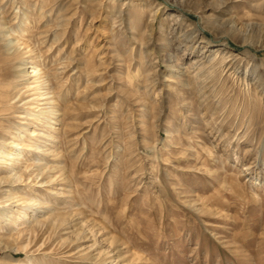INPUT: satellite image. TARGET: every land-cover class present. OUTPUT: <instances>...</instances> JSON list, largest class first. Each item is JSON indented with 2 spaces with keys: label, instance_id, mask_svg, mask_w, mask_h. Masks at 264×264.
<instances>
[{
  "label": "rangeland",
  "instance_id": "obj_1",
  "mask_svg": "<svg viewBox=\"0 0 264 264\" xmlns=\"http://www.w3.org/2000/svg\"><path fill=\"white\" fill-rule=\"evenodd\" d=\"M6 38L0 264H264V0H0Z\"/></svg>",
  "mask_w": 264,
  "mask_h": 264
},
{
  "label": "bare ground",
  "instance_id": "obj_2",
  "mask_svg": "<svg viewBox=\"0 0 264 264\" xmlns=\"http://www.w3.org/2000/svg\"><path fill=\"white\" fill-rule=\"evenodd\" d=\"M29 22H30V18L29 19H26L24 20V24L23 25H29ZM7 33V32H5ZM8 34V33H7ZM5 34V35H7ZM3 35V34H2ZM9 37V36H8ZM14 42V41H13ZM11 45H12V41L11 39H8L6 38V42H5V46L3 47L4 50L2 52V54L0 53V97L2 96V100H4V102H8V91L10 90L11 86H12V83L9 84V79L15 75H17L18 73L20 74L21 72H25L24 69L21 67L23 66L24 62H20L18 61L17 63L15 62V60H18V57L20 56L19 52L16 51L15 49L14 50H10L11 49ZM17 45V44H16ZM20 46V45H19ZM20 48V47H19ZM13 49V48H12ZM229 55H232L230 56V59H233L234 56H236V54L233 52V53H230ZM14 61V62H12ZM233 63L234 62H231L230 60H227L226 64L228 67V69H232L233 67ZM34 65V64H33ZM24 67V66H23ZM32 70L29 71L28 73V76H37L39 75V70L37 69L36 66H31ZM33 72V73H32ZM32 73V74H31ZM13 74V76H12ZM18 74V75H19ZM26 75V74H25ZM129 77V76H128ZM37 78V77H36ZM17 79V78H16ZM28 83L25 85L26 89L23 91V93H27L28 91H31L34 89V87L32 86V83L33 81L30 80V78L27 80ZM36 81V80H35ZM47 83V82H46ZM16 86V85H14ZM15 88V87H14ZM36 88V87H35ZM41 89V87H40ZM22 93V94H23ZM44 93V92H43ZM33 94V93H32ZM48 94V93H46ZM35 96V95H33ZM44 96V95H43ZM52 96V95H51ZM39 97V96H38ZM19 98V97H18ZM21 98V97H20ZM19 98V99H20ZM46 100H49L50 96L49 97H44ZM17 99V97H16ZM37 99V98H35ZM40 99V98H39ZM43 100V99H42ZM52 99H50V101H45L43 102L42 104H48L46 105V109L45 110H41V112H39L40 114H46V115H52V117L56 116V115H61L58 113V110L55 106L53 105H49V103L51 102ZM39 102V101H38ZM42 102V101H41ZM17 103V102H16ZM27 103V102H26ZM33 103V102H32ZM37 103V101L35 102ZM20 104V103H19ZM31 104V102L29 103V105ZM34 104V103H33ZM31 104V105H33ZM41 104V103H40ZM37 105V104H36ZM37 107V106H36ZM1 108V106H0ZM26 110V109H25ZM28 110V109H27ZM23 111V110H22ZM21 111V112H22ZM30 111V110H29ZM28 111V112H29ZM32 111V110H31ZM25 112V111H24ZM23 112V113H24ZM26 114V113H25ZM37 114V113H36ZM7 115V114H6ZM30 116V114H29ZM38 114L35 115L33 114V117L32 119L30 120V126L25 128L24 130L22 129H17L14 134H12L8 139H7V142H6V148H4L3 150H0V158L1 159H4L5 161H7L5 164L7 165L8 164V168H10L12 171L11 174L9 176H7L6 178L8 179L9 181V184H12L14 183L16 180H20L21 178H25L26 176H30L32 174V172L30 173H26V171H19L17 170V168L19 167V165L22 163V159L25 158L26 156V152H27V147L30 148L31 144L29 143L31 140H32V136L33 133H34V129H33V125H34V120L37 119L38 117ZM49 117V116H48ZM41 118V116H40ZM44 118V117H43ZM42 119V118H41ZM5 120V119H4ZM47 122H48V118H47ZM58 123L60 122L59 120L57 121ZM37 124V123H36ZM2 127V126H1ZM1 129V128H0ZM42 131V130H41ZM1 132V131H0ZM31 136V137H29ZM37 137V136H36ZM35 137V138H36ZM34 138V139H35ZM38 141V140H37ZM18 146H21L22 148H24L23 150L21 151H18L16 150L15 151V156L13 157L12 160L14 161H11V160H8L9 158H6L7 157V154L10 150V148H13V147H18ZM41 153V152H39ZM15 158V159H14ZM11 159V158H10ZM14 163H16V165H14ZM36 163V162H35ZM45 164V163H44ZM33 166V165H31ZM40 164H37V166H35V169H36V174L38 176L42 175L44 173V169L43 167H39ZM36 176V177H38ZM50 182H51V179H50ZM17 222V219L16 217H12L8 220V224L10 226H14Z\"/></svg>",
  "mask_w": 264,
  "mask_h": 264
}]
</instances>
